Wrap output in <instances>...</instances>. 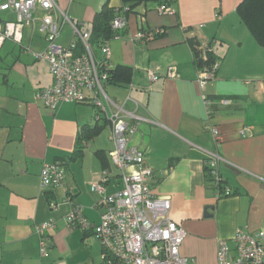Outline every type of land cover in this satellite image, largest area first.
I'll list each match as a JSON object with an SVG mask.
<instances>
[{"label": "crops", "instance_id": "obj_1", "mask_svg": "<svg viewBox=\"0 0 264 264\" xmlns=\"http://www.w3.org/2000/svg\"><path fill=\"white\" fill-rule=\"evenodd\" d=\"M163 1L141 4L126 14L122 0L58 3L89 32L107 3L126 15L127 30L111 41L110 66L129 69L131 80L123 86L108 84L106 92L117 106L144 120L133 142L153 170V192L171 201V218L186 232L182 255L194 264H217L220 240L232 241L237 229L264 232V48L237 12L243 0H173L169 5L175 14L160 15ZM43 13L38 8L35 17ZM39 25L37 21L25 31V43L43 49L46 41ZM161 28L162 36L140 43L131 39L140 31ZM73 36V28L65 24L59 43L69 46ZM193 41L200 51L212 43L220 62L205 86L198 81ZM19 49L10 75L0 81V264H105L94 232L70 230L66 218L78 205L90 222L100 223L103 195L91 185L104 172L110 176L105 195L124 188L121 171L109 155L112 126L103 114L98 119L91 103H65L54 111L37 101L36 92L53 83L49 64ZM96 54L103 59L100 50ZM202 57L207 59L204 53ZM170 67L176 68L178 78L165 77ZM156 68L163 78L151 82L147 72ZM96 126L99 133L83 139ZM212 152L224 159L221 176L231 196L216 197L205 168ZM55 162L64 164L66 183L42 191L41 172ZM55 203L57 209L52 208ZM47 221L57 226L49 231L51 243L42 255L36 228Z\"/></svg>", "mask_w": 264, "mask_h": 264}, {"label": "built area", "instance_id": "obj_2", "mask_svg": "<svg viewBox=\"0 0 264 264\" xmlns=\"http://www.w3.org/2000/svg\"><path fill=\"white\" fill-rule=\"evenodd\" d=\"M38 8L44 12L40 19L35 17ZM157 11L160 15L175 14L174 8L166 4H161ZM9 14L14 17H9ZM37 21L40 22L39 32L46 41L43 49L25 43V31L34 28ZM60 21L62 25H59ZM65 24H70L74 33L69 46L59 43ZM82 27L83 23L73 22L68 12L61 9L58 0H0V50L10 40L23 48L25 53L49 64L53 83L36 92L35 99L54 111L65 103H91L98 109V119L101 120L103 114L112 126L111 141L114 147L109 155L121 171L124 188L113 195H105V184L110 176L104 172L100 180L91 185L93 192L103 195L99 205L105 208V212L100 223L90 222L84 209L75 205L66 218V225L70 230H92L103 246L102 259L105 264H194L181 253L186 232L171 218V201L153 192L149 182L153 170L146 164L145 152L133 142L144 120L117 106L106 92L113 39L105 41L100 47L103 54L100 60L91 43V33ZM111 28L115 32L126 31L127 17L117 14L111 21ZM154 33L161 35L165 30L156 29ZM119 37L121 35L115 36ZM131 39L137 43L145 42L147 33L140 31L132 35ZM201 49L205 56L212 51L207 44ZM219 64L218 61L212 68L199 70L198 81L201 86L215 77ZM158 70H148L151 82L163 78ZM165 77L178 78L179 74L175 67H170ZM204 100L207 106L211 105L208 97L205 96ZM220 103L229 105L231 102L221 100ZM108 108L115 110L109 112ZM212 132L215 136L219 135L216 128ZM222 162V156L213 152L208 153L205 159V168L218 199L233 194L221 176ZM130 167L137 168V171L128 173ZM66 178L64 164H45L40 188L49 191L64 187ZM58 206L57 203L52 204L53 209ZM56 226V222L47 221L36 228L42 255L47 253L51 243L49 231ZM217 264H264V232L237 229L232 241L220 240Z\"/></svg>", "mask_w": 264, "mask_h": 264}, {"label": "trees", "instance_id": "obj_3", "mask_svg": "<svg viewBox=\"0 0 264 264\" xmlns=\"http://www.w3.org/2000/svg\"><path fill=\"white\" fill-rule=\"evenodd\" d=\"M159 1L161 0H122L126 10L124 14L131 12L133 9L140 6L141 4ZM172 1L173 0H164L162 4L169 5L170 3H172ZM237 12L242 22L246 25V27L251 32L257 43L264 48V0H243L239 4ZM117 14L120 13H117L113 8H111L108 3L103 7L100 12L97 13L92 24V28L90 29L91 43L94 46L95 50L100 49V47L105 41L114 39L117 35H123V32H115L111 28V21ZM146 33L147 40L163 35L155 34L154 32ZM192 45L195 52V64L198 70L212 68V66H214V64L219 61L217 56L215 55L212 43L207 44L208 48L212 49V51L206 53V60L202 57L204 53L203 50L200 51L196 47L197 45H199V43L197 41H193ZM109 74V84L123 86L129 83L131 80V72L125 67H116L114 69H110ZM99 131L100 128L97 126L88 129L86 130V135L83 139H85L86 141L90 140L95 135H97ZM79 152V150L77 151V153L75 152V155H73V157L76 156V154H78Z\"/></svg>", "mask_w": 264, "mask_h": 264}, {"label": "rangeland", "instance_id": "obj_4", "mask_svg": "<svg viewBox=\"0 0 264 264\" xmlns=\"http://www.w3.org/2000/svg\"><path fill=\"white\" fill-rule=\"evenodd\" d=\"M20 46L14 44L12 41L8 40L4 44L1 50L0 56V81L5 78L6 75H10V66L12 58L18 54ZM100 50V49H97ZM96 51V50H95Z\"/></svg>", "mask_w": 264, "mask_h": 264}]
</instances>
